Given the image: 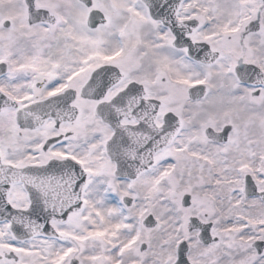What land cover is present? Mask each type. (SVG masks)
Listing matches in <instances>:
<instances>
[{"label":"snow or ice","instance_id":"6c2138e0","mask_svg":"<svg viewBox=\"0 0 264 264\" xmlns=\"http://www.w3.org/2000/svg\"><path fill=\"white\" fill-rule=\"evenodd\" d=\"M0 264H264V0H0Z\"/></svg>","mask_w":264,"mask_h":264}]
</instances>
